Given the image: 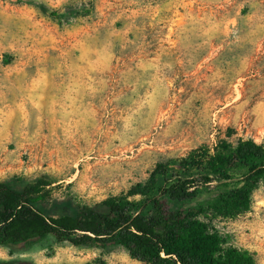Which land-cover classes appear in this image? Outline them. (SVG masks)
Masks as SVG:
<instances>
[{"label":"rangeland","instance_id":"374dc122","mask_svg":"<svg viewBox=\"0 0 264 264\" xmlns=\"http://www.w3.org/2000/svg\"><path fill=\"white\" fill-rule=\"evenodd\" d=\"M247 138L264 144V0H0V182L94 204ZM253 201L216 225L264 264L261 185ZM0 261L142 264L52 237Z\"/></svg>","mask_w":264,"mask_h":264},{"label":"trees","instance_id":"16d2710c","mask_svg":"<svg viewBox=\"0 0 264 264\" xmlns=\"http://www.w3.org/2000/svg\"><path fill=\"white\" fill-rule=\"evenodd\" d=\"M260 185L264 144L252 138L201 146L157 166L147 183L94 204L48 206L50 193L39 186L0 182V248L52 237L75 247H121L142 264H258L216 224L249 212ZM213 189L221 191L197 208L180 207Z\"/></svg>","mask_w":264,"mask_h":264},{"label":"clouds","instance_id":"9594fccd","mask_svg":"<svg viewBox=\"0 0 264 264\" xmlns=\"http://www.w3.org/2000/svg\"><path fill=\"white\" fill-rule=\"evenodd\" d=\"M126 127H127V125H126Z\"/></svg>","mask_w":264,"mask_h":264}]
</instances>
